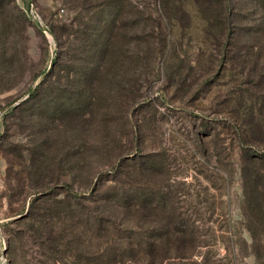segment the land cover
<instances>
[{
    "label": "rangeland",
    "instance_id": "1",
    "mask_svg": "<svg viewBox=\"0 0 264 264\" xmlns=\"http://www.w3.org/2000/svg\"><path fill=\"white\" fill-rule=\"evenodd\" d=\"M105 1L0 0V264H85L84 257L92 264L100 241L91 232L79 241V229L62 217L67 204L104 211L121 230L142 234L171 223L165 209L180 213L197 219L209 239L212 229L211 264H264L250 255L239 177L250 113L264 146V7L257 1L222 0L231 14L220 12L219 0H170V13L160 8L159 16L158 0H128L142 15L117 23L138 22L119 42L102 104L77 112L71 124L62 117L50 132L29 111L13 117L51 71L61 84L71 78L79 51L66 28ZM225 13L232 24L223 31ZM235 31L236 46L225 49ZM83 118L87 125H77ZM119 189L152 201L134 214L100 199ZM51 234L62 242L57 252Z\"/></svg>",
    "mask_w": 264,
    "mask_h": 264
},
{
    "label": "trees",
    "instance_id": "2",
    "mask_svg": "<svg viewBox=\"0 0 264 264\" xmlns=\"http://www.w3.org/2000/svg\"><path fill=\"white\" fill-rule=\"evenodd\" d=\"M169 1L158 0L157 2L165 8L155 6V10L156 7L158 10H154V13L160 16L161 8L163 14L167 16L170 13ZM219 1L223 6L224 1ZM254 1L264 7V0ZM95 7L90 15L76 17L66 28V41H71L72 46L79 51L77 52L79 54L77 69H73L71 78H65V83L61 84L63 77L60 74L54 75L51 71L35 90L28 93L29 99L12 110L15 119H19V115L29 111L31 115L33 113L37 116L42 125H51L47 130L50 132L55 129L57 122L64 124L62 117H66L67 123L71 124L70 121H73L71 119L75 116L81 114V117L88 112L92 114V109L102 104L100 97L108 90L107 76L111 73L114 61L119 55H117L119 42L124 39L125 33L136 27L138 22L126 21L120 26L117 23L129 17L135 20L142 13L139 10L133 13L135 8L128 0H107ZM224 11H230V7L223 6L220 12ZM232 12L233 10L230 11L231 14ZM231 14H224L227 16V21L220 23L223 31L226 26L228 30L231 27L232 22L228 19ZM156 28L160 30L161 25L156 23ZM236 34L238 32L235 31L226 36L225 49L236 46L237 38L234 36ZM151 39H154V36H151ZM258 50L264 51V46L260 45ZM77 112L80 114L77 115ZM250 114V119L244 123L248 127L246 133L250 137L243 136L239 153V177L242 188L240 209L244 218V230L250 237V255L264 261V146L259 148L255 141L257 139L255 134L258 131L256 129H259L260 124L256 122L253 114ZM87 122L88 120L83 118L77 122V125H87ZM129 194L130 192L125 189H119L115 193L107 191L100 199L105 202H114L125 213L134 214L146 208V205L152 201H147L140 191H136V196L133 198ZM156 198L160 202L166 197L156 195L154 199ZM53 212L56 213V211ZM93 213L94 215L85 209L72 210L70 204H67L66 210L62 211V217L73 222L69 228L79 229V232L75 233L79 241L85 244L84 239L90 235L88 232L100 241L96 250L97 256L92 259L94 261L92 264H163L170 260H177L179 264L184 262L211 264L213 257L211 248L216 245L215 235L210 228L209 231L212 232L213 237L209 239L208 236H204L202 226L196 224L197 219L192 221L187 216L180 213L175 215L174 212L171 213L165 209L160 214L169 215L171 223L160 225L142 234L121 230L115 223H110L111 217L104 211L95 210ZM194 214H200L198 209L194 211ZM93 228L95 231L92 230ZM118 235L125 239V243L112 238ZM59 241L60 238L57 240L51 234L50 243L54 245L55 252L62 243ZM71 250L73 253L79 251L77 248ZM194 253L199 257L193 259ZM82 260L86 261L85 264L91 261L87 257Z\"/></svg>",
    "mask_w": 264,
    "mask_h": 264
}]
</instances>
